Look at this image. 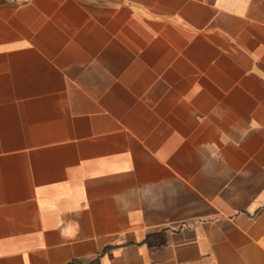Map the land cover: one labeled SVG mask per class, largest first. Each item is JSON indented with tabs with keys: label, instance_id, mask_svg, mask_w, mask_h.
Listing matches in <instances>:
<instances>
[{
	"label": "crops",
	"instance_id": "crops-1",
	"mask_svg": "<svg viewBox=\"0 0 264 264\" xmlns=\"http://www.w3.org/2000/svg\"><path fill=\"white\" fill-rule=\"evenodd\" d=\"M0 264H264V0H0Z\"/></svg>",
	"mask_w": 264,
	"mask_h": 264
},
{
	"label": "trees",
	"instance_id": "trees-1",
	"mask_svg": "<svg viewBox=\"0 0 264 264\" xmlns=\"http://www.w3.org/2000/svg\"><path fill=\"white\" fill-rule=\"evenodd\" d=\"M72 263H74V262H72Z\"/></svg>",
	"mask_w": 264,
	"mask_h": 264
}]
</instances>
